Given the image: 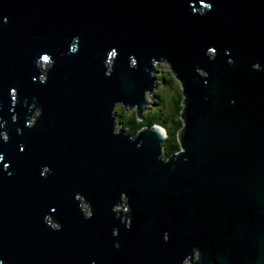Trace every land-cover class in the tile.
<instances>
[{
  "label": "water",
  "instance_id": "water-1",
  "mask_svg": "<svg viewBox=\"0 0 264 264\" xmlns=\"http://www.w3.org/2000/svg\"><path fill=\"white\" fill-rule=\"evenodd\" d=\"M0 264H264V0H0Z\"/></svg>",
  "mask_w": 264,
  "mask_h": 264
},
{
  "label": "trees",
  "instance_id": "trees-1",
  "mask_svg": "<svg viewBox=\"0 0 264 264\" xmlns=\"http://www.w3.org/2000/svg\"><path fill=\"white\" fill-rule=\"evenodd\" d=\"M160 66L156 68L154 77L162 88L151 94L153 98L151 101L156 107L149 108L141 120L137 119L133 109L122 107L115 109L114 117L116 126L126 130L130 136H135L143 127L158 126L164 129L166 138L161 152L162 159L166 160L180 148L178 133L183 126L180 117L183 109V95L175 75L167 66V69H161Z\"/></svg>",
  "mask_w": 264,
  "mask_h": 264
},
{
  "label": "rangeland",
  "instance_id": "rangeland-1",
  "mask_svg": "<svg viewBox=\"0 0 264 264\" xmlns=\"http://www.w3.org/2000/svg\"><path fill=\"white\" fill-rule=\"evenodd\" d=\"M159 68H161V69H167V67H166V65H161ZM162 88V86L161 85H159L158 87H157V89L156 90H158V89H161ZM146 101L148 102V107L149 108H152V107H156V106H154L153 105V103H152V96H151V94H149V95H146ZM118 107H120V106H118V105H116V107L114 108V111H115V109L116 108H118ZM31 122H33V121H31ZM116 127V129H118V127L117 126H115Z\"/></svg>",
  "mask_w": 264,
  "mask_h": 264
}]
</instances>
